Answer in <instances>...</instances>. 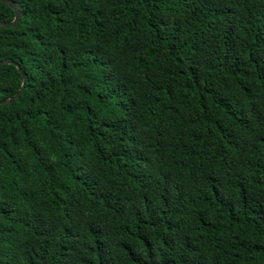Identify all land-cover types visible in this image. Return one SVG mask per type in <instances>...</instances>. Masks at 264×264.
<instances>
[{"label": "trees", "instance_id": "1", "mask_svg": "<svg viewBox=\"0 0 264 264\" xmlns=\"http://www.w3.org/2000/svg\"><path fill=\"white\" fill-rule=\"evenodd\" d=\"M13 1L0 264H264V0Z\"/></svg>", "mask_w": 264, "mask_h": 264}, {"label": "water", "instance_id": "2", "mask_svg": "<svg viewBox=\"0 0 264 264\" xmlns=\"http://www.w3.org/2000/svg\"><path fill=\"white\" fill-rule=\"evenodd\" d=\"M0 2L8 4L15 11L14 20L10 21V22H0V27H11V26H15V25L19 24L21 18L23 17L21 5L15 1H13V0H0ZM5 64L15 65L21 71L22 87H21L20 91L14 97L9 98V99L4 100V101H0V105L12 104L17 99H19L21 96V93L23 92V90L26 86V79H27V74L25 73V71H23L21 69V67L18 63L14 62L12 59L0 61V66L5 65Z\"/></svg>", "mask_w": 264, "mask_h": 264}, {"label": "bare ground", "instance_id": "3", "mask_svg": "<svg viewBox=\"0 0 264 264\" xmlns=\"http://www.w3.org/2000/svg\"><path fill=\"white\" fill-rule=\"evenodd\" d=\"M241 8V7H240ZM198 37V36H197Z\"/></svg>", "mask_w": 264, "mask_h": 264}]
</instances>
